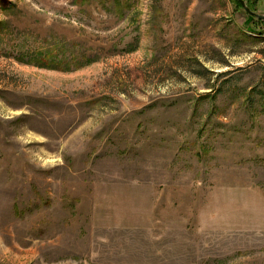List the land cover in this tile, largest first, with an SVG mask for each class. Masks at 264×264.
I'll return each instance as SVG.
<instances>
[{"label":"rangeland","instance_id":"1","mask_svg":"<svg viewBox=\"0 0 264 264\" xmlns=\"http://www.w3.org/2000/svg\"><path fill=\"white\" fill-rule=\"evenodd\" d=\"M238 3L0 0V264H264V20Z\"/></svg>","mask_w":264,"mask_h":264},{"label":"water","instance_id":"2","mask_svg":"<svg viewBox=\"0 0 264 264\" xmlns=\"http://www.w3.org/2000/svg\"><path fill=\"white\" fill-rule=\"evenodd\" d=\"M239 4L242 6L244 11L249 15L248 18L244 21V25L249 32H253L254 30L249 26V22L256 17L258 19L264 20V15L256 14L248 6L245 4L244 0H238Z\"/></svg>","mask_w":264,"mask_h":264},{"label":"flooded vegetation","instance_id":"3","mask_svg":"<svg viewBox=\"0 0 264 264\" xmlns=\"http://www.w3.org/2000/svg\"><path fill=\"white\" fill-rule=\"evenodd\" d=\"M248 16H249V15L247 14V18H248ZM253 18H256V17H253Z\"/></svg>","mask_w":264,"mask_h":264},{"label":"trees","instance_id":"4","mask_svg":"<svg viewBox=\"0 0 264 264\" xmlns=\"http://www.w3.org/2000/svg\"><path fill=\"white\" fill-rule=\"evenodd\" d=\"M239 4V3H238ZM240 5V4H239ZM241 6V5H240ZM242 7V6H241Z\"/></svg>","mask_w":264,"mask_h":264}]
</instances>
